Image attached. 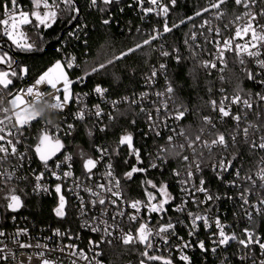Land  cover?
Masks as SVG:
<instances>
[{"label": "snow or ice", "instance_id": "snow-or-ice-1", "mask_svg": "<svg viewBox=\"0 0 264 264\" xmlns=\"http://www.w3.org/2000/svg\"><path fill=\"white\" fill-rule=\"evenodd\" d=\"M115 2H117V0H90L89 6L97 7L99 3H102L104 6H109ZM227 2L228 0H212L208 7L197 11L195 15L201 16L203 12L215 10L214 19L222 20L227 15V13L222 9L221 6L227 4ZM261 2L262 0H234L235 5L245 9L243 13L235 15L233 20L229 22L230 24L236 25L234 35L224 39L222 43L221 41H216V60L203 61L201 64L202 67L216 69L217 62H219L224 66L219 69V71L223 73L224 68L227 67L225 53L234 52L238 58V63L241 66L245 65L246 63L245 59L243 58L244 55H246L247 57L253 58L257 66L262 72H264V51H262L264 50V24L259 23V18L264 17V8H261L259 12L253 11L254 7ZM137 3L143 8L144 0H137ZM149 3L159 7L157 15L162 13L164 17H167L169 7L163 4L161 0H149ZM170 3L171 5L175 6L176 0H170ZM60 4H63L65 6V10L69 11L70 13H75V15L70 16L68 21L69 23L72 20L77 19L80 14V9L75 7V0H51V2L50 0H32L33 10L30 12L25 11L23 6L18 3V0H3V18H0V28H2V35L6 37L7 40L16 47V49L25 52L32 51L34 49V44L28 42L26 33L22 29L24 26L32 25L33 21L36 22V27L43 26L45 28H50L57 20V9L59 8ZM41 9H43V11H41ZM143 10L145 14L156 11V9L152 7L144 8ZM100 11H105V8H101ZM187 19L190 20L192 17H188ZM102 23L104 25H108L110 20L104 19L102 20ZM179 23L183 24L185 21L180 20ZM210 23L211 21L204 20L201 24V28H203L205 25H210ZM228 26V24L224 25L225 28ZM77 27L86 28L87 25H78ZM176 27H179V24L174 23L170 27L167 19H165L162 30L153 29L154 34L150 35L148 39H144L142 43H137L134 48H129L126 52H121L119 55L113 56L111 59H108L106 63H100L98 66L93 67L91 72L86 70L84 75L77 77L76 80L70 79L68 71H66V69H72L73 67L77 66L75 64L76 58L74 56L68 58L66 62L57 60L51 67L39 75L32 86H29L26 89H20L15 93H13L10 89V85L13 84V80L10 77H17L18 73L15 70L0 71V105H3L5 97H10V99L7 101L8 106H0V114H2V116H0V165H2L4 161L8 160L9 157H15L20 162H23L26 159L27 151L20 152L17 145L22 143L21 137L23 136V130L26 127H30L34 121L43 118V111L37 109L36 104L39 103L46 94L51 95L52 100L54 101L47 105L48 108L63 112L67 104L73 98H75L77 101L81 99L79 94H74L71 91V86L74 83H83L86 78L91 76L93 73H97L107 68L108 65L113 64L117 60L123 59L130 53L135 52L145 45H150L152 41L157 40L164 33L171 32L173 28ZM208 31L215 32L217 36L221 34V30L218 27H209ZM71 34L76 35L75 32ZM76 38L79 39V36H76ZM191 39H196V33H192ZM236 40H244L245 42L243 44L234 43ZM84 42L85 44L87 43V41ZM185 43L187 44V40ZM161 55L167 57L170 55V53L167 51H162ZM176 60L179 62L180 57L177 56ZM13 63L14 58L10 56L7 51L0 53V65H7L8 68L11 69ZM159 68L160 70H165L166 65L161 63ZM20 71L26 74L28 69L24 67L21 68ZM245 71L249 80L264 86V79L257 80V76L260 75L259 73H255L249 69H245ZM157 74V71L153 69L151 75L146 78V82L149 85L154 83V78L157 76ZM220 79L224 80V76L221 75ZM42 85L47 86L50 91L47 93L42 92L40 90V86ZM93 91L103 97L105 93H107L108 89L103 88L100 85H96ZM220 91L223 93L224 89H221ZM174 94L175 89L171 82L167 83L163 92L155 93L158 99H163L161 104L157 105L155 108L156 116L154 117L151 112H147V118L149 121L150 131L154 132L156 136L160 135L157 121L160 120L159 114L162 110L164 111L165 116L164 120L161 122H165L168 119L181 121L185 118V115L188 112V109L182 104L176 105ZM84 95H87V93ZM25 96L34 97V99L31 103H29L25 100ZM147 96V92H142L139 96V99L125 96L120 100H113L111 103L113 109L117 112L119 111V105L121 103H127L130 106H140V111L145 112L146 110L142 106V101L147 98ZM255 97L257 101L264 102V93L257 92L255 93ZM169 101H171L174 105L173 108H169ZM209 104L212 111L218 113L221 121H223L225 118H231L235 122V128L233 131L230 133L219 131L213 117L211 115H204L201 117L202 124L195 133L183 127H180L179 130H177V128L170 129L172 135L167 137L170 147L162 146L157 153L156 158L160 159L162 163H166L167 158L162 157L160 153H168L183 160L186 168L184 173L185 179L180 180L182 185H188L196 173L202 172V165L206 159L204 150H207L208 158H211L215 155L213 152L214 148H219L222 152H226L230 147L236 148L239 144L238 137L241 136V134L243 137V143L247 145L250 152H256L257 150L264 151V134H261L258 137V141L255 138L256 133H264V123L258 124L247 120L248 112L252 110L254 106L251 93H249L247 96H242L240 92H237L231 97L222 95V98L219 101L212 99L209 101ZM232 105L240 106V110L233 112ZM87 113L88 110L85 106L84 108L78 109V111L75 113V117L80 121H84ZM92 114L97 118H101L105 115L100 105H95V111ZM107 116L111 121L116 119V117L113 116L111 112L107 113ZM257 118L259 119V115ZM131 123L135 124L136 120L133 119ZM242 123H244L245 126L241 127ZM50 124L51 121L45 123L44 127L40 131V134L38 135V142L34 145L32 150L34 151L35 156L43 164L44 168L57 180H61L62 177L67 178L73 176V173L70 170H66L63 171L61 175L58 173V171L53 170L50 166L49 162L53 161V158L57 157V154L61 153L65 149V144L60 138V126L55 125V131H53L49 127ZM166 126L167 124L165 123V127ZM107 127V125L101 127L100 131H106ZM67 129L69 131L65 134H71V132L75 129V125L67 124ZM87 135L89 137L93 135L92 129L87 130ZM205 135L210 136L211 139H204ZM177 136L183 137V142L173 144V140ZM133 139V134L131 132L125 131L119 136L117 149L115 150L116 154L119 155L120 147L127 146L129 149V155L135 156L136 158L137 164L133 165L129 171L124 173L125 180H131L135 174L146 173L148 171L147 168L137 166L143 164V160L141 158L140 149L134 147ZM186 148L190 149L192 152L191 159L188 155L183 154ZM96 151L100 154L98 159L92 157L84 158L85 154L83 151L80 153L83 159V168L88 179H92L94 174L93 170L96 169L98 164L104 160L106 155H108L107 148L97 147ZM237 155L238 153L233 154L230 159L227 156L222 155L219 160H216L211 164V168L216 173L217 179H220L231 186L240 187V185L236 183V180L241 178L242 165L241 167H236L234 169L236 179L225 181L223 175V173L229 172L230 169L234 168V161L237 160ZM110 159L111 158L109 157V162L106 165V171L103 173L107 183H98L95 185V189H99V191L94 190V188L88 187L87 185H81L77 183L76 187H82L83 191L90 193V195L95 198L85 202L83 197H79V210L81 216L87 215L88 204H90L92 208H96L97 205H99L101 217L106 216L108 214L107 206L109 204L118 206V201L127 203L128 206L134 210V212L128 216V219L132 222H138L141 219L137 214L140 213L142 209L146 210L149 214H162L167 211L165 206L175 198L171 196L168 191V184L164 182L157 184L153 180L148 179L144 182L146 185L144 189L145 199L124 201L121 180L114 175L113 165L110 162ZM71 161L72 155L70 153H64L63 161L55 162V169H60L62 164H66L70 169L72 167ZM125 163H127V160H125ZM20 167H23L22 163L14 165L12 171H0V183L7 184L8 181L15 177V170L19 169ZM149 167L157 168L159 165L153 162L150 163ZM174 175L179 177L180 171L174 170ZM255 175L260 181L259 188L264 189V156H261L260 158L258 170L255 172ZM44 176L45 172H40L35 175L36 183L33 186L34 192L39 193L40 191H49L47 186L40 183ZM15 178L26 179V177ZM243 179L249 182L251 185V187L243 188L240 193V199L242 200L243 205H249L252 209H254L256 215L264 216V196L259 199L258 204L250 205L248 199V194L257 187L256 180L252 178L251 174L245 175ZM205 183L206 181L203 178H200L199 186L193 185L192 189L184 187L182 188V191L204 193L203 200H193V203L198 205L207 204L214 199H220L219 196H214L204 186ZM149 188L154 191H149ZM55 192L59 194V196L58 205L55 207L54 213L57 217L63 218L66 215L67 200L62 194L61 184H56ZM105 193L109 194L110 197H114L115 199H110L109 195H104ZM3 199L6 201L3 207L11 213H18L22 208L25 207V201L22 199L21 195L17 194L15 188L9 189L8 194L5 195ZM228 199H232V197H228ZM186 203L187 201H182L181 206H178L176 211L184 212L186 210ZM124 215L125 213L123 211H117L112 219L115 220L117 216L123 217ZM187 215L191 219V230L188 233L190 237H194L197 231H199V222H202L206 229L211 227L210 218L207 215H201L200 213H193L191 211H188ZM246 215L250 221L253 219V214L251 211L246 210ZM11 219L15 220L16 217L13 215L11 216ZM93 219L95 220V223L85 220L82 224V227H87L92 232L102 231L104 236H102L99 241L89 240V245L91 246L89 251L99 248L100 244L105 242L111 244L112 241L107 239V237H111L113 233L109 229L118 227L117 225H108L106 220H103L99 217H95ZM179 222L180 221H178V223ZM213 222L217 229V231L213 233V236L216 237L213 240V243L216 245V247L211 249L213 253L217 252L218 247L228 246L231 241H236L242 249L247 250L248 252L253 250V246H258L261 254L264 255V237L256 233L254 229L245 228L243 238H238L235 233L226 232V226L221 222L219 216H217ZM101 225H103L102 228ZM120 231V239L125 246L135 244H141L144 246V251H142L140 255L147 261H159L160 264H173L172 259L169 257H165L163 255H150V250H154L156 248V245L153 243L154 237H158L165 245H167L169 243L168 236L175 235V224H173L170 220L167 223H158L156 227L153 228L150 226L149 216L148 221L138 223V227L136 228L135 232L131 230L124 232L123 229H120ZM7 235L8 234L5 231L0 230V262H2V264H6L10 258L16 262V250L9 248L7 242L2 239ZM54 235L64 236L66 234L62 233L59 229H55ZM23 236H28L27 228L17 229L11 236V242L17 245L18 249L25 250L42 247L39 243L33 245L28 241L21 240L20 238ZM71 238L72 237L69 236V239ZM180 239L182 244L178 247L180 248L181 252L183 249L193 246L191 241H184L183 237H180ZM196 247L202 251H208L203 240L198 241ZM43 248L47 250V245H44ZM65 249L72 250L69 253L70 256H76L78 259L89 261V257L84 252V250L80 249L77 251V246L75 244L64 245L63 247L59 248V251L63 252ZM45 250L35 253H26L21 251L20 255L23 256L24 259L19 260L18 264H31L33 256H35L40 261V264H56V262L47 258ZM101 254L102 253L100 252H94L93 258ZM240 258L241 260H244L247 258V256H241ZM145 259H141L140 264H145ZM180 260L184 261L185 264H191V259L188 255L181 254ZM71 264H76V260H73ZM89 264H92V262L89 261ZM96 264H101V262L96 261ZM253 264H255V261H253ZM259 264H264V260H260Z\"/></svg>", "mask_w": 264, "mask_h": 264}, {"label": "built area", "instance_id": "built-area-1", "mask_svg": "<svg viewBox=\"0 0 264 264\" xmlns=\"http://www.w3.org/2000/svg\"><path fill=\"white\" fill-rule=\"evenodd\" d=\"M32 1V0H31ZM137 4V14L140 16L141 21L144 23H151L152 29H161L163 28L164 20L167 19L169 23V19L171 16L172 10L175 8V6L171 5L170 0H161V2L169 7V12L167 17H164L161 13L160 15H157V12L159 11V7L156 5H151L149 3V0H144L143 8L140 6V4L137 3V0H134ZM230 1V0H228ZM234 3V0H231ZM51 2V0H50ZM212 2V0H207V4ZM20 4V3H19ZM235 4V3H234ZM22 5V4H20ZM226 5H222V9L226 11L227 15L222 20L214 19V12L215 10H210L209 12H206V16L203 17L200 22L193 26V32L196 33V39L193 40L196 44V47L198 51L202 52L204 54V61H214L216 60V53L217 49L215 46L216 41H222L228 37H231L234 35V30L236 25L230 24L229 22L233 20L235 15L243 13L245 9L243 7L237 6V11H228L226 8ZM23 6V9L25 11H32L33 5L31 8H28L27 6ZM63 4H60L57 11L63 7ZM152 7L155 8L156 11H153L151 13L145 14L144 8ZM261 8H264V0H262L261 3H258L253 11L259 12ZM43 11V9H41ZM3 18V16H1ZM107 18L112 21L113 15L109 14ZM204 20L211 21L210 25H205L203 28H201V24ZM259 23L264 24V17L259 18ZM225 24H228L229 26L227 28L224 27ZM29 26V25H28ZM209 27L211 28H220L221 34L217 36L215 32L208 31ZM81 30V29H80ZM82 31H85V28L82 29ZM153 31V30H152ZM167 33H164L161 35L157 40L160 44V48H162V42L164 35ZM0 35L3 37V40H6L7 38L2 35V28H0ZM247 39V38H245ZM244 40H236L234 43H241L243 44ZM1 44V43H0ZM66 43H64V46ZM1 46V45H0ZM162 51H165L162 49ZM264 51V50H262ZM161 54V52H159ZM179 56V53L175 52L174 55H169L167 57L162 56L163 59H172L173 62L179 63L176 60V57ZM73 57L72 53H63L62 58L60 59L61 62H66L68 58ZM75 57V56H74ZM225 58L227 61V67L224 68L223 73L219 71L221 67H224L222 64L217 62V68L211 69L206 68L209 70L210 75L216 76L219 81H223L220 79L221 75L224 76V79L226 78V75L228 74L231 67L234 66V63L236 64L237 69L241 72V74L246 75L245 69H249L255 73H259L260 75L257 76V80L264 79V72L261 71V69L257 66L255 63V60L253 58L247 57L244 55V59L246 61L245 65L241 66L238 63V58L236 57L234 52H226ZM166 60V61H167ZM161 63H164L166 65L165 70H160L159 66ZM75 64L77 66L73 67L72 69L76 68L79 69L77 64V59L75 60ZM155 69L157 71V76L154 78V83L149 85L146 83V88L142 92H147L148 96L142 101V106L145 108V112H142L143 115L146 117V122L144 126L141 128L142 134H143V140L144 145L140 149L142 152V160L143 163L147 166L149 171H163L168 159L171 158L172 161L177 160L178 157L174 155H170L168 153H160L162 157L167 158L166 163H162L160 159H157V153L159 149L163 147H170L167 141V137L169 135H172L170 129L177 128L179 130L180 127H183L187 129L184 125L186 117L188 115H185V118L181 121H175L172 119H168L165 122H161L164 120L165 113L162 110L160 112V120L157 121L158 124V130L160 131V135L156 136L154 132L150 131L149 128V121L147 118V112H151L153 116H156L155 108L157 105L161 104L162 99H158L155 95L156 92H163L166 88L167 83L171 82L174 89H175V102L176 105H178L177 97H176V91L179 89V85L173 84V82L170 80L169 77V67L165 61H160L157 66L153 67L151 72ZM71 70V69H69ZM151 72L148 76L151 75ZM147 76V77H148ZM254 87L258 86L260 88L264 89V86L254 83L252 80H249ZM35 82V81H34ZM27 83L22 86H20L15 92H17L20 89H26L29 86H32L34 84ZM95 88V87H94ZM93 88V89H94ZM93 89L91 91H76L75 90V84L71 86V91L74 94H79L80 100L77 101L75 98H73L65 107L63 112H60L58 110H52L48 108V104L54 102L52 100L51 95H45L44 98L36 104V108L43 111V118L38 119L37 121H34L30 127H26L23 130V136L21 137L22 143L17 145L18 150L20 152L27 151L26 159L23 162L18 161L15 157H9L8 160L4 161L2 165H0V171L8 170L12 171L13 166L17 165L18 163H22L23 167H20L19 169L15 170V177H26V179H17L13 178L10 181L7 182V184H20L25 185L29 188L31 193L36 198H43L47 199L52 198L54 196H59L55 192V186L56 184H61L62 186V194L69 199L71 203V207L73 208V213L75 216V224H71L66 226L63 229L60 228H52V227H43L39 226L33 219L27 217V216H15L16 219L12 220L11 218H5L3 215L0 214V230L5 231L8 235L2 239H4L8 247L11 249L16 250L17 256H16V262H14L11 258L6 262V264H18L19 260L24 259L23 256L20 255L21 251L26 253H35L42 250H45L43 248L44 245H47L46 256L47 258L51 259L52 261L56 262V264H71L73 260H76V264H89V261L92 262V264H96V261H100L101 264H106L104 261V254L105 250L104 248L106 246L110 245H121L125 246L122 243V240L120 239L121 231L120 229H123L124 232L133 231L135 232L136 228L138 227L139 222H145L149 220L150 216V226L155 228L158 223L163 224L167 223L169 220L175 224V235H169L168 240L169 243L165 245L162 240H160L158 237L153 238V243L156 245V248L154 250H150V255H163L165 257H169L172 259L173 264H185L184 261L180 260L181 254L188 255L191 259V264H253V261H255V264H259L260 260H264V255L261 254V251L258 246H253V250L251 252H248L247 250H244L241 248V246L236 241H231L228 246H221L217 248V252L213 253L211 249L213 247H216V245L213 243V240L216 238L213 236V233L217 231L214 219L219 216L221 219V222L226 226L225 230L228 233H235L238 238H243L244 236V229L249 228L254 229L256 233L258 231L255 229V227H252V224L254 221L259 218L260 216L256 215L254 209H252L249 205H243L242 200L240 199V193L243 188L245 187H251L250 183L245 181L243 177L245 175L251 174L252 178L256 180L257 187L248 194L249 203L251 204H258L259 199L264 196V189L259 188L260 181L255 175V172L258 170L259 161L261 156H263L264 151L257 150L254 153H257L258 160H253L252 165L246 164L245 157H243L242 147L248 149L247 145L243 143V137H238L239 144L236 148L230 147L226 152H222L219 148H214L213 152L215 155L211 158H208L207 150H204L205 152V161L202 165V172L196 173V175L193 177L192 181L189 182L188 185H182L180 183V180L185 179V168L184 167L174 169L180 171V176L177 177L174 175L173 170V176L175 177V192L169 189L168 191L171 194L172 197L175 199L171 200L168 205L165 207L167 208V211L162 214H156L147 213L146 210H141L140 213L137 215L141 218L138 222H132L128 219L129 214H132L134 212L133 209H131L127 203L118 201L117 205H108V214L106 216L101 217L100 212V206L97 205L96 208H92L90 204L87 206V215L81 216L80 213V201L79 197H83L85 202H88L92 199H95L90 195V193H87L83 191L82 187L78 188L76 187L77 183L81 185H87L88 187L94 188V190L99 191V189H95V185L98 183H107V180L104 178L103 173L106 171V165L110 162L113 165V172L116 177H118L121 180L120 174L118 172V168L116 166V163L114 161V158L112 156L111 150L109 148V145L102 140H98L96 144L94 145V156L92 158H99V153L96 151L97 147H104L108 149V155L105 156L104 160L101 161L97 168L93 170V176L92 179H88L85 173V170L83 168V163L81 167V171L78 170L75 156L69 151L68 147L65 145V149L61 152V155L57 156L56 158H53V161H50V166L53 170L58 171L62 175L63 171L70 170L73 173V176L63 178L61 180H57L55 177L51 175L50 172H48L43 164L39 161V159L35 156L34 151L32 150L34 148V145L38 142V135L40 134L41 129L44 127L45 123L48 121H51V124L49 127L55 131L54 126L59 125L60 126V138L65 143V139L70 137L77 127V125L80 124H92L93 131L98 136H101V134H105L109 128V125L113 123L114 121H111L108 119L107 113L111 112L113 116H116V114L119 112L115 111L112 106L113 100H120V99H114L113 96H111L109 90L103 97L96 94ZM107 89V88H106ZM223 88H220V90ZM40 90L42 92H49L50 89L47 88V86L42 85L40 86ZM14 92V93H15ZM141 92V93H142ZM221 92V91H220ZM258 92V91H257ZM256 92V93H257ZM87 93V95H84ZM135 95V99H139L140 94ZM264 93V92H261ZM241 94V93H240ZM252 94V93H251ZM62 95V94H61ZM222 95H227L229 97L233 96L234 94H226L225 91L223 93H220L217 97H213L212 99H215L219 101L222 98ZM242 96H247L246 94H241ZM252 98L254 101L253 109L248 112L247 120H250L249 114H251L254 111V108H264V102L257 101L255 97V92L252 94ZM10 99V98H8ZM8 99L6 101H8ZM34 97H27L25 96V100L31 103L33 101ZM227 103V102H226ZM95 105H100L101 109L105 113V115L101 118L95 117L92 113L95 111ZM8 106V103H7ZM86 106L88 113L86 115V118L84 121H80L76 119L75 113L80 108H84ZM123 106H130L127 103H121L119 105V110ZM132 107H137L140 109V106L133 105ZM174 105L171 101H169V108H173ZM211 108V107H210ZM240 110V106L232 105V111L237 112ZM211 114L214 119V122L216 123L217 129L221 132L230 133L235 128V122L231 118H225L223 121L220 120L218 113L213 112L211 109ZM260 116V114L258 113ZM253 122V121H251ZM165 123L167 126L165 127ZM67 124H74L75 129L71 132V134H65L69 130L67 129ZM107 125L106 131H100L101 127H104ZM245 126L244 123L241 124V127ZM189 130L190 127L188 128ZM191 132L195 133L196 131L191 130ZM264 133H256L255 138L258 141V137ZM204 139H211L210 136L205 135ZM183 142V137H175L173 140V144H177ZM244 148V149H245ZM64 153H70L72 155V167L69 169L66 164H62L60 169H55V162L56 161H63ZM237 155V160L234 161V168L230 169L229 172L223 173L225 181H231L236 179L234 174V169L236 167H241V178L236 180V183L240 185V187L231 186L224 181H221L220 179H217L216 173L212 170L211 164L214 163L216 160H219L221 156H227L229 159L232 157L233 154ZM184 155H188L191 159L192 152L190 149H185ZM87 158V157H86ZM170 159V160H171ZM155 162L159 165L157 168H150V163ZM183 162V160H182ZM184 163V162H183ZM143 165V164H141ZM207 171L211 172L213 179L210 177H207ZM45 172V176L43 180L40 181L42 185H45L48 187V192L40 191L39 193L33 191V186L36 183L35 181V175ZM203 178L206 183L205 187L214 195L219 196L220 199H214L213 201L208 202L207 204H196L193 203V200H203L204 199V193L199 192H184L182 191V188L188 187L189 189H192L193 185L199 186V179ZM217 180V183H219L221 189L216 188L212 182V180ZM121 188L123 190V199L124 201H132L127 199L123 187V183L121 180ZM151 191H154L151 189ZM109 195V194H104ZM228 197H232V199H228ZM110 199H115L114 197H110ZM141 200L145 199V195L142 198H139ZM136 200V199H134ZM182 201H187L185 205V211L179 212L176 211V208L178 206H181ZM246 210L251 211L253 214V219L250 221L246 215ZM117 211H123L125 215L123 217L117 216L115 220L112 219V217L115 215ZM188 211H191L193 213H200L201 215H207L210 218V224L211 227L205 228L202 222H199V231H197L196 235L194 237H190L188 235L189 231L191 230V219L187 215ZM99 217L103 220H106L108 225H117L118 227L110 228L109 230L112 231L113 235L111 237H107V239H110L112 242L111 244L105 242L103 244H100V247L97 249H94L93 251H89V248L91 247L89 245V240L93 241H99L102 236H104V233L102 231L98 232H92L87 227H82V224L85 220H89L92 223H95V220L93 218ZM178 221H180L178 223ZM103 225H101V228ZM27 228L28 229V236H23L20 239L23 241H28L31 244L35 245L39 243L42 247L41 248H32V249H25L20 250L18 249V246L13 244L11 242V236L15 233L17 229ZM59 229L62 233H65L64 236H56L54 235V230ZM259 234V233H258ZM263 237L262 234H259ZM69 236L72 237L69 239ZM180 237H183L184 241H191L192 247L185 248L181 252L179 245L182 244V241ZM203 240L205 242L206 248L208 249L207 252L200 250L198 247H196L198 241ZM68 244H75L77 246V251L80 249H83L84 252L89 257V261H85L83 259H78L76 256H70L69 253L72 251L71 249H65V251L61 252L59 251V248L63 247L64 245ZM130 246H139L141 247V251H144V246L141 244H135V245H128L126 247ZM94 252H100L102 253L99 256L94 257ZM247 256L246 259L241 260V256ZM133 260H130L126 264H140L141 259L143 258L140 254L136 255L135 258H132ZM2 264V262H0ZM31 264H40V261L33 256V259L31 261ZM145 264H160L159 261H147L145 259Z\"/></svg>", "mask_w": 264, "mask_h": 264}, {"label": "trees", "instance_id": "trees-1", "mask_svg": "<svg viewBox=\"0 0 264 264\" xmlns=\"http://www.w3.org/2000/svg\"><path fill=\"white\" fill-rule=\"evenodd\" d=\"M89 2L90 0H75V7L80 9V14L77 19L70 23L68 22L70 16L75 15V13H70L63 6L58 10L57 20L50 28L36 27L35 21L32 25L24 26L23 29L30 32L36 31L39 34L36 51L17 50L7 39L3 40L0 35V50L7 51L14 58L11 70L18 73V76L13 78V84L10 85L13 93L20 86L34 82L39 75L57 60H60L63 53H72L77 59L79 69H67L70 73V79L76 80L77 77L84 75L86 70L91 72L93 67L102 62L106 63L108 59L119 55L121 52H126L129 48H134L137 43H142L144 39H148L150 35L154 34L152 22L148 24L141 21L134 0H117L109 6L99 3L97 7H90ZM18 3L28 8L32 7L31 0H18ZM205 7H208L207 0H177L168 24L170 27L174 23L179 24V27L173 28L171 32L164 35L162 48L154 40L150 45H145L123 59L108 65L107 68L93 73L83 83H74L75 90L91 91L96 85H100L107 88L114 99H121L125 96L134 97L145 90L146 78L152 68L157 66L161 60L165 61L169 67L170 80L173 84L179 85V89L176 91L178 105L182 104L188 109L184 125L187 126V129L190 127L194 131H198L200 128L202 116H212L209 101L221 93L220 88H223L226 94L240 92L248 95L257 91L264 92L263 88L254 87L247 76L241 74L237 69L235 63L223 81H219L216 76L210 75L209 70L201 66L204 61V54L198 51L191 36L193 26L206 16V12H203L201 16H196L195 13ZM101 8H105V11H100ZM226 8L229 12L238 10L231 0L227 2ZM109 14L113 15V20L108 25H104L102 20L108 19ZM1 16H3V0H0V18ZM188 17H192V19L189 20ZM180 20H184L185 23L180 24ZM78 25H87V27L83 32V28L77 27ZM73 32L76 35H72ZM76 36H79V39ZM186 40L187 44L185 43ZM84 41L87 43L85 44ZM64 43H66L65 46ZM162 49L172 56L175 52L179 53L180 62L175 63L171 58L163 59L159 53L162 52ZM24 67L28 69L26 74L20 71ZM8 98L10 97H5L3 105L0 106H7L6 100ZM258 113L260 114L259 119L257 118ZM249 116L254 123H264V108H254ZM115 117L116 119L109 125L107 132L101 136L95 134L92 124L87 123L77 125L75 132L65 139L64 144L75 156L78 170L81 171L83 163L81 151L85 154L84 158L93 157L94 145L99 139H103L109 145L127 199L142 198L146 187L144 182L148 179L157 184L167 183L169 189L175 192L173 170L185 166L179 157L175 161L169 158L161 172L148 170L146 173L135 174L131 180H125L124 173L129 171L137 162L135 156L129 155L127 146L120 147L119 155L116 154L118 138L125 131L131 132L134 137V147L142 148L144 137L141 128L147 119L139 108L132 106H123ZM133 119L136 120L135 124L131 123ZM88 129L93 131L91 137L87 135ZM242 148L246 164L252 165L253 160H258L257 153L250 152L244 146ZM141 152L140 150L142 158ZM137 166L147 168L145 163ZM206 173L207 177L213 179L214 176L211 172L207 171ZM212 182L216 188L221 189L217 180L214 179ZM12 188H15L17 194L21 195L25 201V207L18 213H11L3 207L6 203L3 197ZM148 190L151 191L150 188ZM66 200V215L59 218L54 213V209L58 205V196L47 199L36 198L25 185L0 183V214L5 218H11L13 215L27 216L39 226L63 229L68 225L75 224L73 208L69 199L66 198ZM252 227H255L258 233L264 237V216L257 218ZM104 250L106 251L104 254L106 264H126L142 252L139 246L126 247L121 245H108Z\"/></svg>", "mask_w": 264, "mask_h": 264}, {"label": "rangeland", "instance_id": "rangeland-1", "mask_svg": "<svg viewBox=\"0 0 264 264\" xmlns=\"http://www.w3.org/2000/svg\"><path fill=\"white\" fill-rule=\"evenodd\" d=\"M22 30L26 33V36L28 38V42L34 44V49L32 50V52L33 51H36L38 49V41H39V34H38V32H36V31L35 32H30V31H28L26 29H22ZM14 48L16 49L15 46H14ZM17 50H19V49H17ZM2 52H4V51L3 50H0V53H2ZM0 71H11V69H9L7 65H0ZM66 71H68V70L66 69ZM23 74H25V73H23ZM68 75L70 77V73L69 72H68ZM10 78L13 80L14 77H10Z\"/></svg>", "mask_w": 264, "mask_h": 264}, {"label": "water", "instance_id": "water-1", "mask_svg": "<svg viewBox=\"0 0 264 264\" xmlns=\"http://www.w3.org/2000/svg\"><path fill=\"white\" fill-rule=\"evenodd\" d=\"M59 155H61V153H58V154H57V156H59ZM54 158H56V157H54Z\"/></svg>", "mask_w": 264, "mask_h": 264}]
</instances>
